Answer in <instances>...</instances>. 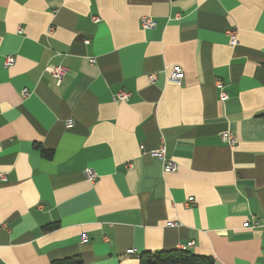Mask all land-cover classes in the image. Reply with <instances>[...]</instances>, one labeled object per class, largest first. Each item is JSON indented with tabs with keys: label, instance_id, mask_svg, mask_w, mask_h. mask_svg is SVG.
<instances>
[{
	"label": "crops",
	"instance_id": "obj_1",
	"mask_svg": "<svg viewBox=\"0 0 264 264\" xmlns=\"http://www.w3.org/2000/svg\"><path fill=\"white\" fill-rule=\"evenodd\" d=\"M0 174V264H264V0H0Z\"/></svg>",
	"mask_w": 264,
	"mask_h": 264
},
{
	"label": "built area",
	"instance_id": "obj_2",
	"mask_svg": "<svg viewBox=\"0 0 264 264\" xmlns=\"http://www.w3.org/2000/svg\"><path fill=\"white\" fill-rule=\"evenodd\" d=\"M142 27L145 30L153 29L156 27V22L151 17H145L142 20ZM230 35L232 36L231 45H235L237 43L236 37L233 34V32H230ZM14 62L15 59L10 57L6 60V65L11 66L14 64ZM46 72H48L49 75L53 77L57 86H61L63 80L66 77L67 69L63 65H52L46 68ZM167 76L169 82L180 85L184 79V71L180 66H173L170 69V71L167 72ZM156 79L157 76L155 74L149 76L150 83H154ZM23 95L24 98H26L29 96V92L25 90L23 92ZM130 99H131V93L124 90L119 91L115 96V100L118 102H128ZM220 99L222 101L228 100L227 94L222 92L220 95ZM72 124L73 122L71 120L67 122L68 127L71 126ZM221 139L225 144H228L231 147H234L237 143V139L232 133L223 134L221 136ZM151 156L162 163L163 170L165 173H175L178 170L177 164L173 160L167 157V150L164 145H162L158 150L154 151L151 154ZM84 174L87 180L92 184H94L99 178L96 171L90 168L86 169ZM0 179L5 181L6 180L5 174H0ZM127 253L129 255L135 254L134 250H129Z\"/></svg>",
	"mask_w": 264,
	"mask_h": 264
},
{
	"label": "trees",
	"instance_id": "obj_3",
	"mask_svg": "<svg viewBox=\"0 0 264 264\" xmlns=\"http://www.w3.org/2000/svg\"><path fill=\"white\" fill-rule=\"evenodd\" d=\"M45 156L50 155L46 152ZM56 229V226H48L47 230ZM52 264H83L78 257L67 258L54 261ZM139 264H215V260L211 257L196 255L190 251L172 250L161 251L156 253H145L139 258Z\"/></svg>",
	"mask_w": 264,
	"mask_h": 264
}]
</instances>
